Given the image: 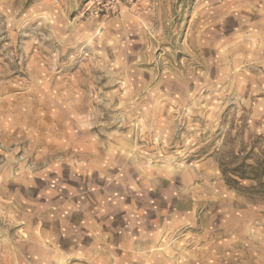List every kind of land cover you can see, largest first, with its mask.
I'll list each match as a JSON object with an SVG mask.
<instances>
[{
	"label": "rangeland",
	"instance_id": "1",
	"mask_svg": "<svg viewBox=\"0 0 264 264\" xmlns=\"http://www.w3.org/2000/svg\"><path fill=\"white\" fill-rule=\"evenodd\" d=\"M242 163L264 171V0H0V264L56 208L264 264Z\"/></svg>",
	"mask_w": 264,
	"mask_h": 264
},
{
	"label": "crops",
	"instance_id": "2",
	"mask_svg": "<svg viewBox=\"0 0 264 264\" xmlns=\"http://www.w3.org/2000/svg\"><path fill=\"white\" fill-rule=\"evenodd\" d=\"M56 210L34 212L32 225L21 230L25 238L15 245L31 249L33 257L25 264H202L223 258L196 245L167 242L166 228L121 227L120 218L107 211Z\"/></svg>",
	"mask_w": 264,
	"mask_h": 264
},
{
	"label": "trees",
	"instance_id": "3",
	"mask_svg": "<svg viewBox=\"0 0 264 264\" xmlns=\"http://www.w3.org/2000/svg\"><path fill=\"white\" fill-rule=\"evenodd\" d=\"M237 160L238 159L236 158L235 161H237ZM227 166H228L227 163L221 164V173H222V175L227 174V172H228L227 169H226ZM247 168L249 169L248 173L246 172ZM231 173L232 174H239V178H238L239 180H243V179L250 180L251 178H249L248 175L251 176V177H254V178H259L264 173V171L261 169V166H256V168H252V167H248V166H246L245 164L242 163V165H240L237 169L232 170ZM228 182H229V185L231 187H233V188L239 186V182L237 180L229 178ZM251 190H254V189L251 188Z\"/></svg>",
	"mask_w": 264,
	"mask_h": 264
}]
</instances>
